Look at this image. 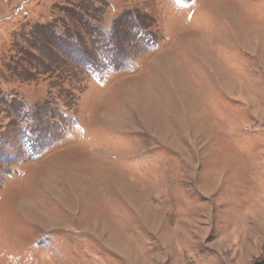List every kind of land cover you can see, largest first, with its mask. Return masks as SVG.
Segmentation results:
<instances>
[{
  "label": "rangeland",
  "instance_id": "obj_1",
  "mask_svg": "<svg viewBox=\"0 0 264 264\" xmlns=\"http://www.w3.org/2000/svg\"><path fill=\"white\" fill-rule=\"evenodd\" d=\"M61 1L0 0V120L15 88L29 112L72 121L42 152L13 126L2 134L0 264L257 263L264 0H79L107 20L135 11L150 36L122 18L127 57L92 81L45 26Z\"/></svg>",
  "mask_w": 264,
  "mask_h": 264
},
{
  "label": "trees",
  "instance_id": "obj_2",
  "mask_svg": "<svg viewBox=\"0 0 264 264\" xmlns=\"http://www.w3.org/2000/svg\"><path fill=\"white\" fill-rule=\"evenodd\" d=\"M91 1L94 2V0ZM61 2H64L63 7H58L56 6V2H53L51 5L52 12L61 9L64 12L66 11V13L60 15L58 12L57 14L62 18L56 16L54 19H52L53 15L51 14V16H48L49 18L44 20L45 22L50 20V22L45 24V26H51L53 28V31H55L57 35L55 37H59L60 40L64 38V52L73 62L80 61L77 64L84 69L86 77L90 81L101 79L106 71L111 69L110 66L112 63H121L127 57V55L124 53L122 55L121 44L119 43L120 29H118V22L122 18L128 17L127 24L131 25V34H133L132 36H134V34L137 35L138 42L141 40L150 39L149 33L147 31L148 26H146L145 23L140 22L135 11L132 12L130 10L123 9L120 15H116L112 18L110 17L111 20H107L106 17L110 14L107 16L105 15L106 17H104V13L102 11L99 12V10L87 9L81 5L82 2L80 3L79 0H63ZM74 9L79 10V15L81 16V20L84 23L83 29L85 30V33L89 32L91 34L90 37L93 41L91 40L92 43L89 49L85 48L84 42L77 34L78 29L76 28L75 22L80 24L79 20L74 19L72 12H67V10L73 11ZM21 28L23 29V25H21ZM22 29L20 30L21 32ZM71 33H74V35H71ZM23 39V42H26V44H31V39L27 41L28 38H25L24 35ZM37 40L34 41V43L37 42L38 45L44 42L42 41V38H38ZM130 42L133 44V37L130 39ZM19 43L20 42L14 41L10 47L11 50L15 49L16 47L19 49L21 46ZM54 90H57V92L62 91L61 87L59 89L58 86H56ZM15 91V88L10 89L11 95L13 96L10 106L12 107L14 104L16 105L18 103L16 105V110L12 109V112L15 116L11 117L9 114L11 107H7L6 110L1 109L3 112L6 111L7 114L5 119L0 120V124L4 125V127L0 126V150L2 143L5 142V135L2 134H5V131H9V129H7L8 126H13V129H18L17 131L19 132V136L23 143L27 145V147L30 149H39L41 152L53 144H57L59 141L63 140V137L69 132L67 130L68 125H72L71 119L61 115L57 121H52L51 116L48 114H43L41 110L29 112L26 110V105L23 99L21 101H16V99L19 100V93H16ZM1 93L2 91L0 89V94ZM5 97L8 98V93H6ZM57 99H60L61 101H57ZM50 100H54L56 105L64 101L58 96L51 97L49 101ZM69 100L70 99H65L64 102H68ZM62 104H60L59 107H61ZM18 105L20 106L18 107ZM13 107L15 108V106ZM45 115L47 120L44 118ZM13 129L11 130L13 131ZM255 264H264V256Z\"/></svg>",
  "mask_w": 264,
  "mask_h": 264
}]
</instances>
